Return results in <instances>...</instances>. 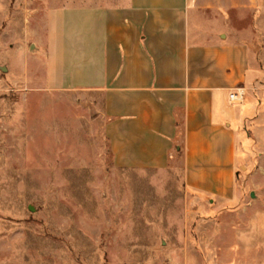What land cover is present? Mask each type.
Masks as SVG:
<instances>
[{
    "label": "rangeland",
    "instance_id": "obj_1",
    "mask_svg": "<svg viewBox=\"0 0 264 264\" xmlns=\"http://www.w3.org/2000/svg\"><path fill=\"white\" fill-rule=\"evenodd\" d=\"M16 2L0 0V264H264V118L258 137L247 124L233 203L188 190L182 171L118 168L102 97L46 88Z\"/></svg>",
    "mask_w": 264,
    "mask_h": 264
},
{
    "label": "crops",
    "instance_id": "obj_2",
    "mask_svg": "<svg viewBox=\"0 0 264 264\" xmlns=\"http://www.w3.org/2000/svg\"><path fill=\"white\" fill-rule=\"evenodd\" d=\"M14 7L12 15L30 17L36 47L45 50L37 76L46 88L102 97L118 168L182 171L188 190L237 200L247 124L258 137L264 118L262 93L252 92L264 80L254 51L264 44V0H17ZM238 92L248 98L232 101Z\"/></svg>",
    "mask_w": 264,
    "mask_h": 264
},
{
    "label": "built area",
    "instance_id": "obj_3",
    "mask_svg": "<svg viewBox=\"0 0 264 264\" xmlns=\"http://www.w3.org/2000/svg\"><path fill=\"white\" fill-rule=\"evenodd\" d=\"M244 97H245L244 92H238V93L230 95L231 100L237 101V102L242 101Z\"/></svg>",
    "mask_w": 264,
    "mask_h": 264
},
{
    "label": "water",
    "instance_id": "obj_4",
    "mask_svg": "<svg viewBox=\"0 0 264 264\" xmlns=\"http://www.w3.org/2000/svg\"><path fill=\"white\" fill-rule=\"evenodd\" d=\"M254 197V195H252Z\"/></svg>",
    "mask_w": 264,
    "mask_h": 264
}]
</instances>
